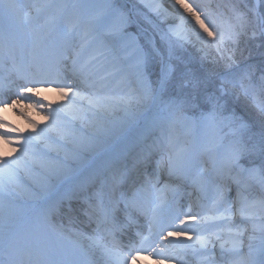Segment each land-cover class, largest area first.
Here are the masks:
<instances>
[{
    "label": "bare ground",
    "instance_id": "1",
    "mask_svg": "<svg viewBox=\"0 0 264 264\" xmlns=\"http://www.w3.org/2000/svg\"><path fill=\"white\" fill-rule=\"evenodd\" d=\"M23 1L12 0V4L5 0L3 6L9 9L22 6L21 11L11 14L16 22L11 30L20 34L23 44L31 49L56 38L59 46L51 50L50 56H37L31 65L45 62L46 71L57 83L34 87L44 89L40 96L45 100L31 94L21 100L18 95L6 102L9 107H0V123L6 122L20 130L24 137L36 136L30 144L15 145L18 151L9 157L14 159L20 154L19 148H24L23 163L0 193V241L9 238L12 228L18 225L15 216L7 213L15 207L16 198H26L24 190H28V185L43 187L45 184V190L57 187L52 202L55 210L50 208L49 211L48 205L44 204L42 208L38 206L19 227V234L16 232L14 243L17 248L30 244L31 251L34 243L66 247L65 243L71 242L83 246V250L77 248L74 251L90 259L88 253L99 249L94 243V235L82 234L67 218L74 217L79 224L91 221L85 213L89 214L90 207L99 205L104 218L118 224L125 222L117 220L113 213L129 212L132 219L138 215L148 216L142 218H149L147 239L157 243L159 250L153 253L154 257L139 256L134 264H161V261L162 264H241L240 257L229 251L230 240L236 239L234 233L250 232L254 224L258 225L259 219L252 217V210L262 206L257 199H264L259 175L252 169H248L244 177L237 173L227 176L222 172L215 173L216 168L228 161L230 151L220 146L223 141L206 118L170 120L150 113L142 123L136 118L131 124L133 114L127 111L128 104L141 96L147 82L141 79L148 75L145 74L146 64L137 71L135 61L127 58L126 49L134 47L128 36L129 20L113 11V0H70L69 7H55L47 16L34 6L22 5ZM141 2L155 20L167 24L164 32L175 45L184 48L190 42L202 43L196 33L204 40H210L175 0ZM184 3L197 10L202 20L208 18L201 11L215 9L211 0H184ZM166 4L172 12L166 9ZM5 21L0 16V30L6 28ZM103 30L106 33L95 39L98 31ZM104 37L108 42L106 48L97 49L96 44ZM6 38L11 39L9 34ZM17 46L21 47L17 42L13 43L14 49L17 50ZM121 54L123 56L119 57ZM177 54L179 60H173L180 71L177 80L186 82L189 78L184 71L188 69V63L182 53ZM93 57L99 59L90 63ZM3 58L0 54V61ZM165 73L168 75L169 71L164 72V76ZM153 76H156L154 72ZM90 81L91 88L87 86ZM57 86L71 87L75 95L61 100L54 90ZM49 88L53 91H47ZM182 92L190 93L189 90ZM14 101H18L16 107H10ZM48 103L60 111L52 112L51 120L41 119L49 116ZM30 104H44L45 107L37 111L29 108ZM141 116L145 117L143 113L138 117ZM29 121L37 125L35 131ZM40 129L45 131L37 136ZM0 133L13 140L19 138L2 128ZM8 148L0 141V149L7 153ZM177 158L181 162L177 163ZM146 180L150 183L146 184ZM210 181L214 183L211 189L208 187ZM12 186L17 187L19 193ZM132 189L139 193H132ZM172 194L177 196L175 211L180 210L184 202L185 208L181 214L171 211L170 217L166 218L163 212L169 208ZM105 204L109 209L101 207ZM238 208L242 210L239 214ZM181 221L185 223L181 225ZM170 231H179L181 238L172 236L164 240L162 235ZM184 236H193L197 240L207 238L212 243L202 249ZM244 257H248L246 249Z\"/></svg>",
    "mask_w": 264,
    "mask_h": 264
},
{
    "label": "rangeland",
    "instance_id": "2",
    "mask_svg": "<svg viewBox=\"0 0 264 264\" xmlns=\"http://www.w3.org/2000/svg\"><path fill=\"white\" fill-rule=\"evenodd\" d=\"M113 2V11L129 20L128 36L134 42V47H142L149 53L145 65L148 78L142 77L141 80H147L144 89L150 88L155 99L152 103L130 100L127 111L133 114L131 124L136 122V118L142 123L150 113L170 120L188 118L190 121H199L206 118L222 139L220 146L227 147L230 151V160L227 157L228 161L216 168L215 173L222 172L225 176L237 173L244 177L248 169H252L259 175L264 187V114L259 110L260 105L264 104V24L261 23L264 4L257 5L256 0H211L215 9L200 12L218 33L225 36L222 52L224 59L221 60L216 48L211 47V39L208 40V48L199 42H190L184 48L175 45L164 32L168 28L167 24H160L159 20H155L141 0ZM25 4L34 6L39 13L44 11L47 16L55 7H69L70 0H24L22 5ZM19 6L20 8L12 9L11 13L6 6L1 11L14 14L16 10H22V6ZM165 7L172 12L167 4ZM240 14H244L247 20L242 32L238 20ZM233 30L237 34L235 42L229 38ZM102 33H105L104 30L98 31L94 38L97 39ZM153 42L158 55L151 51ZM106 43L108 42L104 37L96 44V48L105 49ZM177 53H182L188 63V69L183 70L189 78L186 82L177 80L180 71L173 63V60H179ZM121 56L123 55L119 57ZM229 56L231 60L228 59ZM167 70L169 73L164 76ZM153 72L156 76H153ZM182 90H189L190 93L186 94ZM171 95L173 96L169 98ZM163 101L166 105H163ZM141 113L144 118L138 117ZM43 185H28L24 194L30 204H19L18 201L21 202L24 197H18L15 207L7 210L8 215L15 216L16 223L25 221L35 207L43 202L42 191H57V187L45 190L46 185ZM210 187H213L212 181ZM17 190L15 187L16 193H19ZM257 201L262 206L258 210H252V217L259 219L260 223L254 224L250 232H242L244 249L248 251L245 260L249 258V252L252 257L257 256L258 251H254V248H260L261 240L264 239V199ZM227 218L233 219L230 216Z\"/></svg>",
    "mask_w": 264,
    "mask_h": 264
},
{
    "label": "snow or ice",
    "instance_id": "3",
    "mask_svg": "<svg viewBox=\"0 0 264 264\" xmlns=\"http://www.w3.org/2000/svg\"><path fill=\"white\" fill-rule=\"evenodd\" d=\"M9 2H12V0H9ZM177 4H179V7L183 8L189 15L192 16L194 24L209 38L213 41V44L211 47L216 48L217 54L220 55L221 60L224 59V56L222 54L223 52V46H224V40L225 36L221 33H218L215 28L212 26L211 22L208 21L207 19L202 20L199 15H197V10H193L192 7H189L187 3H184V0H175ZM5 3V0H0V10L3 9V5ZM257 5L259 4H264V0H256ZM13 10L9 9V12L11 13ZM238 20L240 21V27H241V32L243 31V27L246 24V16L244 14H240L238 16ZM182 23H190L187 21H182ZM261 23L264 24V18H261ZM207 25V26H206ZM210 27H213V30H209ZM198 39L202 42L203 46L205 48L210 47L208 44V41L204 40L203 37H200L198 33H196ZM237 34L233 30L232 35L229 37L230 39L235 42ZM120 37L123 39V32L121 30L120 32ZM128 52V59L129 60H134L136 69L137 71L140 70L141 67H143L148 59V52H145L142 47L136 46H129V48L126 49ZM151 51L153 54L158 55L159 53L155 50V44L153 42ZM99 57H93V59L90 61V63H95L96 60H98ZM229 60H231V57H228ZM231 65H229L230 67ZM43 82V81H42ZM55 92L57 96L61 99L64 100L66 98H69L72 95H75L71 87L65 88V87H55ZM44 91V89L41 88H34V87H25L19 92V99H24L26 98V94H31L32 96L39 97L40 100H45V97L40 96V93ZM47 91H53L52 88L47 89ZM154 96L152 95V91L150 88H145L143 92L141 93V96L137 99V102H144V103H152L154 102ZM0 103H3L5 108L9 107L7 103L3 100H0ZM18 101H14L13 104L10 107H16V104ZM44 104H30L29 108H35L37 111H40L42 108H44ZM47 108L49 110V116L47 117H42L41 119L45 120H51L53 119L51 113L52 112H59L60 109H54L52 107V103L47 104ZM261 114H264V104L260 105L259 108ZM31 124L32 130L35 131L37 128V125L33 123L32 121H29ZM53 127V126H50ZM0 128L4 129L5 132H10V133H15L18 139L13 140L12 138L5 136L3 133H0V141L3 142L5 148H8L9 145H12V147L8 148L7 153H5L2 149H0V193L3 192L5 184L9 181H11L15 174H16V169L18 168L19 164L23 163L24 161V148L21 147L19 148V155H17L14 159H10L12 153H16L18 151L17 147L15 145H26L30 144L33 140L36 139V136L29 135L27 137L23 136V133L15 129L11 126H9L6 122L5 123H0ZM45 129H40V132H37L36 135L39 136L40 133H43ZM54 131V127H53ZM237 157H239V152H237ZM181 162L179 158H177V163ZM241 209H237V213H241ZM194 222V221H191ZM185 221H181V225H183ZM236 239L233 240L232 246L229 249L231 253H233L235 256L240 257V262L241 264H264V239L261 240V246L258 250L257 256L252 257L251 252H249V258L245 260L244 257V244H243V233L242 232H236L234 233ZM175 236L176 238H181V233L179 231L176 232H167L162 235V238L164 240H168L169 237ZM184 239L188 241H192L193 243L199 244L200 247L206 248L208 247L212 241L211 239H203V240H197L194 239L193 236H184ZM218 238V237H217ZM145 240L147 237L144 238ZM96 246L99 247L103 254L109 259L112 260L114 257L118 256V252H113L111 249L105 247L103 244H101L99 241H95ZM214 246V245H213ZM135 247V246H133ZM250 247V246H249ZM221 248H223V245H221ZM0 250H2V241H0ZM159 248L153 249V252H157ZM131 251V249H129ZM139 251V249H137ZM153 253H149V255H152ZM140 257L138 255H132L130 257V264L131 262H135L139 260ZM0 264H4V261L2 258H0ZM162 264V261H161Z\"/></svg>",
    "mask_w": 264,
    "mask_h": 264
}]
</instances>
